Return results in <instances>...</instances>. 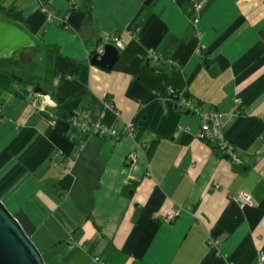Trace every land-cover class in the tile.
<instances>
[{
    "label": "crops",
    "instance_id": "0c3cea01",
    "mask_svg": "<svg viewBox=\"0 0 264 264\" xmlns=\"http://www.w3.org/2000/svg\"><path fill=\"white\" fill-rule=\"evenodd\" d=\"M196 2L203 8L194 26ZM1 6L24 10L22 26L34 45L28 76H20L47 94L30 89L24 97H0V198L46 264H95L94 256L110 249L126 257L121 264H258L264 0H0ZM113 36L124 41L114 66L92 63L93 52L115 45ZM150 49L164 60L160 72L145 65ZM39 66L46 78L36 75ZM168 86L224 113L226 139L242 163L198 138L200 116L176 108ZM59 104L118 130L133 123L136 138L90 134L79 143L67 115L55 114ZM131 180L137 184L122 193ZM239 192L251 194L254 205L238 204ZM171 208L179 214L167 221Z\"/></svg>",
    "mask_w": 264,
    "mask_h": 264
},
{
    "label": "built area",
    "instance_id": "2783aa9c",
    "mask_svg": "<svg viewBox=\"0 0 264 264\" xmlns=\"http://www.w3.org/2000/svg\"><path fill=\"white\" fill-rule=\"evenodd\" d=\"M203 6L201 3L196 2L194 7V14L192 16V24L197 26L201 20V10ZM115 41V45L117 48L124 47V41L121 37L113 36ZM99 54L104 53V49L100 48L96 51ZM149 56L154 60H158L161 58V55L158 51L154 49L149 50ZM167 92L170 94L172 100H174V96L179 95L180 102L184 107H186L189 112L196 113L201 118V127L198 131V138L207 141L213 142L216 148L222 150L226 156L232 158L237 163H242V159L238 157L232 147L229 145L224 131V122L223 117L224 113L217 109H202L199 104H196L191 99H188L182 96L173 86L167 87ZM107 107H112L110 102L107 103ZM241 108V99H235V111L239 112ZM71 124L77 128L79 132L82 134H95L99 136L105 137H113L119 139L123 135L130 136L132 138H136V127L133 123H127L124 125L122 130H118L116 127L104 125L101 122H93L89 119V116L82 112L76 111L73 113V117L71 120ZM139 146L141 148L146 147V143H140ZM132 158H136L135 154H131ZM65 167L68 165L65 164ZM218 183L212 184V188H218ZM234 200L240 204L241 206H253L255 201L252 198V195L247 192H239L234 196ZM179 214V210L175 208H171L166 214V220L172 221ZM94 260L97 264H106L105 261L99 256H94ZM258 264H264V252H260L258 255Z\"/></svg>",
    "mask_w": 264,
    "mask_h": 264
},
{
    "label": "water",
    "instance_id": "95a60500",
    "mask_svg": "<svg viewBox=\"0 0 264 264\" xmlns=\"http://www.w3.org/2000/svg\"><path fill=\"white\" fill-rule=\"evenodd\" d=\"M34 45V40L20 26L0 19V59L10 58L18 50ZM104 53L96 52L91 62L105 68H112L119 56L118 48L109 44ZM25 60L32 55L20 53ZM35 92L47 94L42 86ZM72 113V112H71ZM0 264H46L42 252L27 234L19 220L0 198Z\"/></svg>",
    "mask_w": 264,
    "mask_h": 264
},
{
    "label": "trees",
    "instance_id": "16d2710c",
    "mask_svg": "<svg viewBox=\"0 0 264 264\" xmlns=\"http://www.w3.org/2000/svg\"><path fill=\"white\" fill-rule=\"evenodd\" d=\"M73 7L74 6H72L71 8H73ZM0 10L2 11V14L7 21L14 23V24L20 26L21 28H23L22 23L26 19V14L24 13L23 9H19L17 6H10V7L1 6ZM95 54H96V52H93L91 54V58H93ZM162 64H164V60L162 58H160L158 60H154L153 58H151L149 56L145 65L151 66L153 70L160 72L163 69ZM35 86H41V85L39 83L34 82V81L25 79L24 77L17 74L15 71H13L12 73L10 72L8 74L0 73V97L4 93H13L15 95L24 97L27 94V92L32 91L30 89L35 88ZM173 101H174V106L176 108L183 106L182 103L180 102L179 95L174 96ZM0 102H1V100H0ZM185 109H187V108L185 107ZM60 113H64L67 115L66 118H68V121L71 125L73 112L70 114H67L62 109L61 105L59 104L55 109V114H60ZM73 130L77 133V135L79 137V143H81L89 135V134H82V132H79L75 126H73ZM136 184H137V180H131L130 182L125 184V186L122 189V193L127 194L128 188L133 187ZM99 256L105 261L106 264H121L122 261L125 260V258H126L124 255H119L116 251H114L112 249H110L108 251V256H106V257L104 255H99ZM93 261L95 262V264H97V262L95 260H93Z\"/></svg>",
    "mask_w": 264,
    "mask_h": 264
},
{
    "label": "rangeland",
    "instance_id": "374dc122",
    "mask_svg": "<svg viewBox=\"0 0 264 264\" xmlns=\"http://www.w3.org/2000/svg\"><path fill=\"white\" fill-rule=\"evenodd\" d=\"M42 1L44 2L45 0H42ZM0 19L3 20V21H7L5 19V17L3 16V14H1V13H0ZM31 51L32 50L29 47H26V48H23L21 51H18V52H15L14 54H12V56L10 58H3L6 61H4L3 59H0V64H1L0 65V69H2V70H0V73H5V72H8V73L11 72L12 73L13 71H15V72H17V74L27 77L28 76V72L24 68H27L29 66V64L32 63V61L28 62L27 60H25L23 58V56L20 53L23 52V53H28V54L30 53L31 54ZM40 60H41V58L36 57L34 59V64H38L39 65ZM5 62L8 65H6ZM41 68L42 67H40V66L38 67V70L37 71L40 72V74H36V75H39L40 77L41 76L44 77V71ZM1 71H4V72H1ZM44 78H46V77H44ZM44 78H39V80L40 79L43 80ZM26 79L33 80L32 78H26ZM36 79L37 78H35V80ZM42 83H44V82H42ZM35 87H37V86H35ZM33 89H35V88H33ZM0 112H1V108H0Z\"/></svg>",
    "mask_w": 264,
    "mask_h": 264
},
{
    "label": "flooded vegetation",
    "instance_id": "af4514ba",
    "mask_svg": "<svg viewBox=\"0 0 264 264\" xmlns=\"http://www.w3.org/2000/svg\"><path fill=\"white\" fill-rule=\"evenodd\" d=\"M21 50H22V49H20V50H18V51H21ZM18 51H17V52H18ZM3 60H4V59H3ZM4 61H6V60H4ZM5 63H6V62H5ZM6 65H8V64L6 63Z\"/></svg>",
    "mask_w": 264,
    "mask_h": 264
}]
</instances>
